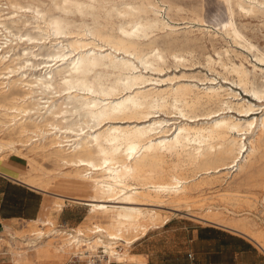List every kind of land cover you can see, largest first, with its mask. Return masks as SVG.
Wrapping results in <instances>:
<instances>
[{
  "label": "bare ground",
  "instance_id": "obj_1",
  "mask_svg": "<svg viewBox=\"0 0 264 264\" xmlns=\"http://www.w3.org/2000/svg\"><path fill=\"white\" fill-rule=\"evenodd\" d=\"M19 1L0 0V157L23 155L40 172L36 155L68 166L59 173L87 182L92 193L85 198L58 194L57 210L70 200L110 217L108 224L92 223L85 230L53 227L52 219L30 220L27 233L0 235L12 264H55L71 255L89 257L98 248L124 264L126 253L116 247L132 244L160 215L133 204L155 205L162 201L151 197L162 193L170 202L188 201L205 181L211 184L241 170L252 153L264 156V111L250 117L258 109L251 101L221 83L210 84L214 78L205 77L209 85L199 87L191 82L158 86L174 77H151L149 71H162L168 56L152 37L156 31H176L155 0ZM223 1L230 17L219 29L246 50L255 48V59L264 63V51L233 21L234 7L264 17V0ZM27 12L31 18H22ZM21 26L35 33L21 31ZM46 40L50 50H34ZM169 55L177 62L186 60L177 52ZM207 62L218 63L232 74L233 84L264 100L263 67L252 64L251 71L229 56H208ZM251 72H260L262 82L253 80ZM57 95L64 99H55ZM169 107L183 119L170 122L156 115ZM232 110L240 116L230 114ZM168 156L175 158L173 166L166 163ZM193 170L207 174L205 179L196 181L184 173ZM18 179L45 189L26 174ZM198 218L246 235L264 251V229L255 228L246 216L207 213ZM39 224L51 227L45 231ZM129 261L144 264L138 254L129 255Z\"/></svg>",
  "mask_w": 264,
  "mask_h": 264
},
{
  "label": "rangeland",
  "instance_id": "obj_2",
  "mask_svg": "<svg viewBox=\"0 0 264 264\" xmlns=\"http://www.w3.org/2000/svg\"><path fill=\"white\" fill-rule=\"evenodd\" d=\"M5 1L6 0H1V3H4ZM26 1L20 0L19 2H23V4H25ZM44 1H46L45 3L49 2L48 0ZM155 1L159 6H161V14L164 19L176 29V31L169 35L167 34L168 29L167 32L166 30L156 31V35L151 39L158 42L159 47L168 52L166 62L162 65L163 70L161 69L162 71L160 72L149 71L151 73V77H174L175 79H173V82L165 81L157 83L158 86L191 82L197 84L199 87H205L209 85L210 81H205L203 79L205 77L214 78L215 81L210 84L221 83L223 87H227L239 94V98L242 97L245 100L251 101L258 109L248 115L250 117L260 116V114L264 111V100L256 99L251 96V94L245 92L237 84H233L232 74L228 73L218 63L207 62L208 56L214 60H217L219 56L225 60L226 57L229 56L235 63H239V60H241L251 71L252 64L264 68V63H260L253 55L255 48H252L251 51L246 50L245 47L235 42L231 37L226 36L222 30L219 29L230 17V12L227 9L225 2L223 0ZM4 6L5 5L3 4L2 7ZM223 7L225 8L223 9ZM4 10L7 11L9 9ZM221 14L222 16H220ZM195 15H198L197 18ZM22 18H31V14L27 12L25 13V16H22ZM194 19L202 21L197 20L195 23ZM233 21L242 33L245 34L259 50L264 51L263 16L260 14L245 12L238 7H234ZM13 29L16 30L15 27H13ZM26 30H29L31 33H35L31 31V28L28 26H23L21 28V31ZM207 30L209 32H207ZM166 40H169V43H166ZM49 46L50 43L46 40L45 43H41L36 46L34 50L37 52H44L51 49ZM225 49L229 50L228 54H225ZM20 50L21 47H18L15 49V52ZM170 52L182 54L186 57V60L177 62L169 55ZM217 52L221 54L218 55ZM250 76L258 84L262 82L260 72H251ZM154 85H156V83H154ZM54 98L59 101L64 99V97H58V95ZM233 101H235V99H233ZM210 107H213V105ZM204 110L205 109H200V112ZM229 113L236 117L240 116L237 112H235V110H232ZM156 115L160 118L168 119L170 122L174 120L179 122L183 119L178 113H176V110L171 107L157 112ZM248 115L245 116L249 117ZM5 154H8V152H5ZM2 155L4 156V154ZM8 157L13 161H19L22 164L21 172L36 182L41 181V183L45 185V190L51 195L48 196L49 205L46 206V209L43 210L41 216L39 217V223L41 220L47 222L52 219L51 222L55 224H53V227L61 229L82 228L84 230L87 226H91L92 223H98L100 225L108 224L110 216H107V213L103 210L90 212V206L70 200L63 201L64 203H62L61 209L62 214L59 219L61 210H57L56 206H54L56 195L59 194L69 197L85 198L92 193V189L87 182L74 180L73 178L70 179L69 177L59 173V170H68V166L58 167L53 160L36 155L34 156L35 165H40L43 168V171L40 172L34 170L32 168L33 166L29 164L27 158L20 154L17 155L12 153L9 154V156L7 155L6 158L0 157V163L1 161L3 162V160L5 162ZM261 157V152L252 153L242 169L238 172L229 173L227 177H221L220 180L211 184L205 181L206 185L203 183V185L199 186L200 190H193L191 192V197L188 198V201L170 202L169 200L171 198L168 195H165V193H162L163 195L161 194L159 198L151 197L153 200L162 201L155 202L157 203L155 205L133 204L140 207L154 208L160 215L159 220H157L155 224L148 225L144 233L142 235L138 234V238L132 244L128 246L119 245L116 247L120 253L124 251L126 253V256L123 258L126 259V263L124 264H134L129 263V255L131 254L141 255V259L144 264H189L190 258L187 256L186 249L189 244V239L191 238L192 230L200 225L205 226L213 224L212 222L204 221L198 218V216H203L207 213L223 218H230L236 215L239 217L246 216L249 221L255 224V228L264 229V156L262 158ZM167 159L166 163H168L169 166H173L175 158L173 156H168ZM223 171L224 170H222V172ZM184 173H187L188 176H192V178H195L196 181L205 179L204 177L207 175L202 171L196 170L184 171ZM216 174L217 173H211L210 176ZM128 182L129 184H133L135 181L128 180ZM209 208L212 210L211 212H207ZM63 219L68 221L65 223L63 222ZM30 225L31 222L29 221L14 220L10 224V230L11 232L16 233L17 236H20V234L23 235L28 232ZM39 225H41L43 230L46 227L47 230L48 227H51L50 225L48 226V224L45 226H42V224ZM46 229L45 231H47ZM228 230L231 229L228 228ZM6 232L7 231H0V234H3L4 238H9L11 235ZM234 232H236V235H239L244 240L252 243L261 255H264V251L252 239L237 231ZM43 239H45L44 236L40 238V240ZM4 244H0V251H5L7 254L0 255V264H12V253L8 252V248ZM94 253H92L89 257L84 256L82 258L73 257V255H71L69 257H65L63 260H55V264H88L90 257H92V260L94 261L101 259L102 262L110 260L109 264H122L118 263L113 258H109L108 255L102 252L101 248H98ZM249 259V255L244 256V261H249Z\"/></svg>",
  "mask_w": 264,
  "mask_h": 264
},
{
  "label": "crops",
  "instance_id": "obj_3",
  "mask_svg": "<svg viewBox=\"0 0 264 264\" xmlns=\"http://www.w3.org/2000/svg\"><path fill=\"white\" fill-rule=\"evenodd\" d=\"M21 170L22 164L9 157L5 162L3 160L0 163V231L2 232L10 233V224L14 220L30 221L39 218L49 205L50 193L20 181L18 176L23 174ZM61 214L62 210L59 219ZM67 221L63 219V222ZM217 230L225 234H220ZM236 234L233 230L215 223L197 226L192 230L186 249L187 256L191 253L189 264H264V255H261L252 243ZM6 254L7 252L0 251V255ZM245 255L250 256L249 261H244Z\"/></svg>",
  "mask_w": 264,
  "mask_h": 264
},
{
  "label": "built area",
  "instance_id": "obj_4",
  "mask_svg": "<svg viewBox=\"0 0 264 264\" xmlns=\"http://www.w3.org/2000/svg\"><path fill=\"white\" fill-rule=\"evenodd\" d=\"M188 257H191V253H188ZM109 263H110L109 260H105L104 262H102L101 259L94 261L92 260V257H90V262H88V264H109Z\"/></svg>",
  "mask_w": 264,
  "mask_h": 264
},
{
  "label": "trees",
  "instance_id": "obj_5",
  "mask_svg": "<svg viewBox=\"0 0 264 264\" xmlns=\"http://www.w3.org/2000/svg\"><path fill=\"white\" fill-rule=\"evenodd\" d=\"M220 234H225L224 232L220 231V230H217Z\"/></svg>",
  "mask_w": 264,
  "mask_h": 264
}]
</instances>
